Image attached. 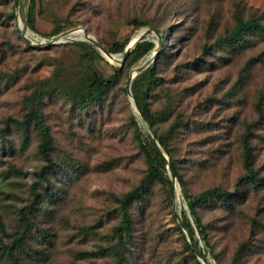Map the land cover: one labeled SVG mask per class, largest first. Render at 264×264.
<instances>
[{
	"label": "rangeland",
	"instance_id": "1",
	"mask_svg": "<svg viewBox=\"0 0 264 264\" xmlns=\"http://www.w3.org/2000/svg\"><path fill=\"white\" fill-rule=\"evenodd\" d=\"M30 5L0 0V218L3 243L21 242L14 260L0 251V264H195L177 229L184 213L208 264H264V33L217 44L240 22L264 26V0H35L27 44L20 28ZM141 29L161 40L145 37L156 47L131 67L123 53L107 57L75 35L85 31L107 51ZM138 65L155 67L146 98L166 114L158 129L181 119L173 156L188 195H231L227 206L212 198L196 208L207 246L179 186L171 194L151 182L123 202L147 174L135 132L151 134L127 89ZM120 68L111 88L82 101L90 74L106 80ZM32 111L50 135V165L36 127L7 123ZM245 144L258 186L245 179ZM124 207L131 226L120 237Z\"/></svg>",
	"mask_w": 264,
	"mask_h": 264
},
{
	"label": "trees",
	"instance_id": "2",
	"mask_svg": "<svg viewBox=\"0 0 264 264\" xmlns=\"http://www.w3.org/2000/svg\"><path fill=\"white\" fill-rule=\"evenodd\" d=\"M14 2L18 3V0H14ZM34 9H35V0H31V5L29 9L30 11L28 13V22H27L28 28L31 31H34V24H35ZM142 26L143 24L141 23L137 25L138 28ZM250 30L255 31L257 33H264V26L256 22H250V21L240 22L237 24V26L228 36L219 38L217 40V44L222 46L236 45L239 42V40L242 38L243 34ZM59 32L60 29L55 28L54 33L57 34ZM128 43L129 40L127 39L124 40L122 43H114L111 49H108L107 52L110 54H116V53L121 54L124 52ZM78 44L82 48H92L91 45H87L85 43H78ZM155 47H156L155 44L151 41H143L137 44L136 47L131 51V53L128 55L127 59L125 60L128 62L127 64L128 67H131L132 65L136 64L146 55L151 53L155 49ZM121 72L122 69L120 68L111 79H106V80L99 77L95 73L90 74L87 79V87L82 92L83 95L81 96L82 101L85 102L86 99H90L93 96H98L105 93L109 88H111L113 79L117 78L121 74ZM157 81L158 79L156 77L155 67L154 65H152L134 78L131 84V92L134 96L138 109L146 118V120L149 122L151 127H153L159 147L161 148L162 152L169 158L170 168L173 171L176 180L179 184V187L181 189V192L186 199L189 215L194 222V225L200 236L201 242L204 244V246H207L208 244L206 241V233L201 224L200 219L196 214V208L198 205L212 198H217V200L222 205L227 206L230 203L231 195L217 188L208 190L197 196L188 195L185 182L178 171L173 156L175 150L174 143L176 141V135L178 133L179 126L181 125V119L179 117L175 118L174 122L171 125H169L165 131L161 132L158 129L157 125L158 123H163L165 121L166 114L152 113L147 103L146 97ZM7 123L12 127L21 130H26L31 126L36 127L41 135V142L38 145L39 152L44 158V160L48 163V165L51 164L50 135L48 131L42 126L41 118L37 112L32 111L28 113L27 115H25V117L22 120L8 118ZM135 138L137 139L140 151L145 158L147 165V174L143 179V181L141 182V184L133 192H130L125 198H123L124 199L123 202L126 204L133 200H137L140 197V195L147 189V187L151 182H157L161 185H168L170 187V192L172 194L171 181L169 180L165 163L160 153L158 152L157 148L153 144L151 137H147V140L144 141L141 138V135L136 131ZM244 169L246 171L245 179L249 181L252 185L258 186L261 183L262 179L259 178L258 174L253 169V155L247 144H245V152H244ZM20 215L22 218L26 217L23 211L20 212ZM182 223L184 224L189 235L193 239L195 246L201 252L203 258L208 261L206 252L200 249L198 242L194 239L193 227L190 224L189 220L187 219L185 213L182 216ZM130 226L131 224L127 213V207H124L123 223L117 227V233L119 234V236L122 237V235H124V233L128 231V229H130ZM177 229L184 237L181 227L179 225H177ZM3 237H7V234L5 232L4 225L0 218V251L4 253L6 252L8 257L14 260L13 253L20 248L21 242L20 240L15 238L10 244L6 245L3 243ZM122 246L124 248L123 243H121V247ZM187 247L192 257L195 258V254L192 251L191 247L188 244ZM99 253L103 254V251L101 250ZM195 264H200V262L196 259Z\"/></svg>",
	"mask_w": 264,
	"mask_h": 264
},
{
	"label": "water",
	"instance_id": "3",
	"mask_svg": "<svg viewBox=\"0 0 264 264\" xmlns=\"http://www.w3.org/2000/svg\"><path fill=\"white\" fill-rule=\"evenodd\" d=\"M28 20H27V17L25 18V23H24V27L20 28V31L22 33V35H26L28 32H27V28H28V24H27ZM148 34L149 35H156L159 42L161 40V37L156 33L154 32L153 30H147ZM25 42L27 44H30V40H28L25 36ZM58 38H54L50 41H48L46 44L47 45H50V44H55L56 40ZM81 40H84L88 43H90L91 45H93L94 47H96L100 52H102L103 54H105L107 57L110 56V54L97 42L95 41L92 37H90L87 32H82V36H81ZM145 41L144 39H139L137 40L134 44L130 45L129 46V43L128 45L126 46L122 56H121V64L124 63V61L127 59L128 55L131 53V51L136 47L137 44L141 43ZM63 42V36H61L59 38V43ZM161 48V46L159 45V48L155 51V54L158 53L159 49ZM148 63V62H147ZM145 67L146 66H142V67H139L137 69L134 70V73L130 76L128 82H127V89H128V95L130 96L131 98V101H132V104H133V107L135 108V110L137 111V113L139 114V117L141 120H143L149 127V130H150V134H151V140L153 142V144L155 145V147L157 148L158 152L160 153L164 163H165V166H166V169H167V172H168V175L170 177V181L173 185V188L175 190L176 187L179 186L177 180H176V177L173 173V171L171 170L170 168V163H169V159L167 158V156L162 152L161 148L159 147L158 143H157V140H156V136H155V133L153 131V129L151 128V125L149 124V122L146 120V118L143 116V114L140 112V110L138 109L137 105H136V102L131 94V91H130V87H131V84H132V81L133 79L136 77L134 75H138L140 73H142L144 70H145ZM177 220H178V223L180 225V227L182 228L184 234L187 236V240H188V243L192 249V251L194 252L197 260L200 262V264H208V262L203 258L201 252L197 249V247L195 246L193 240L190 238V236L188 235L187 233V229L185 228L184 224L182 223L181 221V218L177 217Z\"/></svg>",
	"mask_w": 264,
	"mask_h": 264
},
{
	"label": "bare ground",
	"instance_id": "4",
	"mask_svg": "<svg viewBox=\"0 0 264 264\" xmlns=\"http://www.w3.org/2000/svg\"><path fill=\"white\" fill-rule=\"evenodd\" d=\"M30 33V32H29ZM76 36H78V37H81L82 36V31H77L76 32V34H75ZM28 36V35H27ZM147 36H149V34H148V32H147V29H141V30H139L136 34H135V36L132 38V40L130 41V43H129V46L130 45H132V44H134L137 40H139V39H144L145 37H147ZM152 37V36H151ZM158 54V53H157ZM109 57V56H108ZM114 59V58H113ZM116 62H119V61H116ZM151 62V61H150ZM145 65V64H144ZM139 66V65H138ZM141 66V65H140ZM139 66V67H140ZM135 69V68H134ZM134 69H133V71H134ZM207 261V260H206Z\"/></svg>",
	"mask_w": 264,
	"mask_h": 264
}]
</instances>
